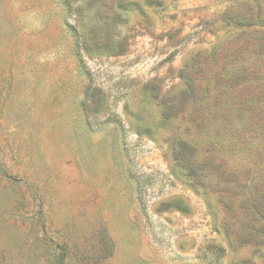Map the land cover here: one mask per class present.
I'll use <instances>...</instances> for the list:
<instances>
[{
  "label": "rangeland",
  "instance_id": "obj_1",
  "mask_svg": "<svg viewBox=\"0 0 264 264\" xmlns=\"http://www.w3.org/2000/svg\"><path fill=\"white\" fill-rule=\"evenodd\" d=\"M0 264H264V0H0Z\"/></svg>",
  "mask_w": 264,
  "mask_h": 264
},
{
  "label": "trees",
  "instance_id": "obj_2",
  "mask_svg": "<svg viewBox=\"0 0 264 264\" xmlns=\"http://www.w3.org/2000/svg\"><path fill=\"white\" fill-rule=\"evenodd\" d=\"M179 145L181 146V149L188 150V154H187L186 159H184L183 163L180 165L181 168L186 171L188 176H190V177L196 176L197 170L199 169V165L192 159V156L194 153L193 148L187 146V143L185 141H180ZM182 147H184L185 149Z\"/></svg>",
  "mask_w": 264,
  "mask_h": 264
}]
</instances>
